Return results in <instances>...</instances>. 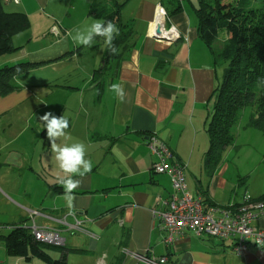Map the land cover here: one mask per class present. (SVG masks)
<instances>
[{
	"label": "crops",
	"instance_id": "0c3cea01",
	"mask_svg": "<svg viewBox=\"0 0 264 264\" xmlns=\"http://www.w3.org/2000/svg\"><path fill=\"white\" fill-rule=\"evenodd\" d=\"M117 1L127 2L122 19L125 23L132 21L134 33L129 51L101 79L102 94L93 76L102 65L105 43L85 46L81 54H74L83 45L77 44L72 39L74 31L56 18L95 20L89 15L93 0H21L19 5H6L9 12L30 15L33 25L39 22L36 15L46 16L42 44L33 45L27 53L34 63L44 64L45 75L51 77L53 88L63 89L62 95L69 101L67 110L75 115L66 130L67 138L61 140L63 146L84 144L86 158L93 165L83 177H73L81 183L69 208L59 182L64 177L59 164L55 169L46 160L40 163L51 179L50 185L38 184L43 176L37 167L31 175L26 174L33 167L31 148L36 149L39 138L49 139L47 129L0 128V199L5 200V196L18 202L12 199L14 195L21 197L16 186L21 179H32L41 187L42 195L46 193L43 201H49L45 208L42 203L35 207L31 203L22 205L31 215L35 211L39 215L14 221L10 228L25 224L30 229L36 226L55 230L65 240L67 254L88 255L92 264H116L121 256L123 264H146L135 255L166 257V264H264V250L253 245L244 256H237L232 252V241L198 237L191 232L174 243H165L152 212L164 209L172 194V183L167 174L152 170L157 157L147 145L149 135L157 136L173 151L174 162L186 166L190 194L201 197L209 209L240 205L246 196L256 200L264 197V133L238 124L234 146L225 151L218 167L209 170L205 162L210 148L207 125L213 113L214 92L223 80V68L215 63L214 54L200 38L197 16L187 1L181 12L166 15L167 25L176 26L181 33V39L168 42L153 35L159 9L165 10L164 0ZM65 5L68 8L64 10ZM54 26L59 27L60 36L52 33ZM88 27L86 24L81 31ZM18 37H13V45L19 44ZM34 38L33 34L30 42ZM227 39L225 34L221 41ZM1 57L9 61L8 54ZM3 64L0 62V66ZM113 83L124 88V102L111 91ZM28 91L21 88L8 95L9 100L0 96V118L19 102L17 96L23 98V103ZM57 106L58 98L52 102V111ZM242 150L247 151L243 158L246 163L239 161L240 165L232 168L227 152L239 157ZM55 184L62 193L51 192ZM263 225V221L255 223L260 228ZM75 234L83 245H75Z\"/></svg>",
	"mask_w": 264,
	"mask_h": 264
},
{
	"label": "trees",
	"instance_id": "16d2710c",
	"mask_svg": "<svg viewBox=\"0 0 264 264\" xmlns=\"http://www.w3.org/2000/svg\"><path fill=\"white\" fill-rule=\"evenodd\" d=\"M184 1L192 5L191 0H164L166 15L181 12ZM197 1V7H192L199 21L200 38L214 54L215 63L223 68V80L214 92L213 113L207 125L210 148L206 153L205 162L209 170H214L222 162L225 151L234 146L235 128L245 108L255 109L247 128L264 133V12L253 8L250 0H239L237 4L226 2L227 0ZM6 5L0 0V57L13 52V37L30 27V19L26 14L9 12ZM126 5L127 2L119 3L117 0H107V3L95 1L89 11V15L96 21H111L120 30V34L113 40L118 52L113 54L105 44L102 65L93 76L100 94L103 92L101 79L109 72L113 63L121 60L131 47L133 24L132 21L125 23L122 19ZM221 32H224L228 39L223 42L222 47L217 48ZM98 42H104V38L96 36L95 43ZM84 47H79L74 54H81ZM43 65L26 62L0 67V96L7 97L18 91L19 88L13 85L14 79ZM151 136L150 134L149 138ZM50 189L53 194L63 192L56 184ZM0 239L5 240L10 254L26 253V250L31 248L34 254L50 261L51 257L44 252L45 247L59 248L62 250V257L55 263L66 264V246L59 247L36 241L31 229L25 224L13 227L9 235H2ZM123 260L124 256H121L116 264H123Z\"/></svg>",
	"mask_w": 264,
	"mask_h": 264
},
{
	"label": "rangeland",
	"instance_id": "374dc122",
	"mask_svg": "<svg viewBox=\"0 0 264 264\" xmlns=\"http://www.w3.org/2000/svg\"><path fill=\"white\" fill-rule=\"evenodd\" d=\"M100 1V0H93ZM105 3H107V0H102ZM249 1V0H248ZM226 2H230L232 4H237L239 0H227ZM191 3L193 6L197 7L198 1L197 0H191ZM251 6L253 8L258 9L260 12H264V0H250ZM189 5L191 12H194L192 5L187 2L186 5ZM187 5V6H188ZM70 7V6H69ZM68 8V5L64 6V10ZM49 15H52L50 12H46ZM63 13V12H61ZM43 16H45L43 14ZM66 18V14L64 15ZM88 16V15H87ZM31 21V27L30 29L25 33L22 32L18 34V39H20L19 44L13 45L15 50L8 54V60L4 59V57H0V62L4 63L3 66H13L20 63H26L31 62L34 63L32 60L33 58L30 57L28 53H31V49H33V45H40L42 44V34L45 33L47 30L46 28V16L44 18L36 15L34 18L37 19L38 24H32V18L30 15L28 16ZM195 17V16H194ZM56 18L60 22H64V26L67 27L69 30L74 31V35L76 34L77 30H82L85 28L86 24L89 26L96 21V19L92 18H85V21L82 22L80 19L75 18H69L68 20H64L63 16H56ZM48 20V19H47ZM81 22V24H79ZM35 35V38L32 42H30L31 36ZM223 36L225 37V33H220V41L217 43V48L222 47ZM228 37V36H227ZM41 39V40H40ZM28 52V53H27ZM50 76L47 74L45 75V71H43L42 67H36L28 72L20 75L13 81V85L21 88H27L29 91L25 94L26 100L22 103L21 101L23 98L20 96H17V101L14 107L3 116V118H0V128H44L43 122L41 121V117L47 113H52L56 117H66L69 120V127L72 123L73 119H75V115L73 113L68 112L67 105L69 101L66 100V97H64L62 94L64 91L63 89H55L53 88L54 84H51ZM55 90V91H54ZM56 92V93H54ZM3 98V97H2ZM9 97L4 98L3 100H9ZM58 98V108L54 111H52V102ZM68 101V102H67ZM79 104V102H78ZM56 105V104H55ZM254 107H247L241 112L239 125L243 128L247 127V124L249 123V120L254 113ZM47 133V131L45 132ZM67 138H59L58 140H64ZM50 139L41 140L39 138V141L36 144V149L34 146L31 148L29 158L31 159L33 163L32 171L28 170L26 171L27 175H31L35 168L37 171H40L41 175L43 176L42 181H38L40 184H48L50 185L51 179L47 175L46 171L43 172L42 166L40 163L45 162V160L49 164H53V167L55 169H58V161L55 160V154L50 151ZM61 143V146H63V142ZM49 151L48 154H46ZM88 152V150H86ZM247 152V151H246ZM244 150L241 151L239 154V157H235L234 154L230 153L229 151L226 154V157L228 156V162L230 166L236 169L237 164L240 165V162L246 163L243 158L247 157V154ZM240 161V162H239ZM238 162V163H237ZM41 163V164H42ZM34 170V171H33ZM33 180H38L34 175L31 176ZM41 186V185H40ZM18 190H20L19 195L21 197H18L17 195H14L12 199H15L18 202H12L9 198L5 197L4 199H0V224L4 226L2 228V235L7 236L11 233L12 228H10L12 224H14V221L17 223L21 219H25L28 217H32L30 212H28L24 207L25 204L31 203L32 207H35V204H41L43 207H49V201H43L45 199L46 193H43L42 195V189L39 190L41 187H38L34 185L32 182V179H21V182L19 185L16 186ZM47 188V187H46ZM26 191V192H25ZM47 191V189H46ZM42 195V196H41ZM41 197V198H40ZM24 207H23V206ZM34 209H40V208H34ZM23 221V220H22ZM21 221V222H22ZM73 239L76 241L75 245H83V241L77 236V234L72 235ZM69 235L68 239H71L72 237ZM67 245H70L68 242ZM44 252L51 257L52 261L49 259H46L39 254H34L31 248H28L26 250V253L14 255L10 254L8 252L6 242L3 239H0V263H6V264H56V260H60L62 257V250L56 249L52 247H45ZM69 253V252H68ZM67 261L66 264H92L90 257L88 255H83L80 253L71 252L67 254Z\"/></svg>",
	"mask_w": 264,
	"mask_h": 264
},
{
	"label": "built area",
	"instance_id": "2783aa9c",
	"mask_svg": "<svg viewBox=\"0 0 264 264\" xmlns=\"http://www.w3.org/2000/svg\"><path fill=\"white\" fill-rule=\"evenodd\" d=\"M4 4L19 5L21 0H3ZM164 22L161 24V37L168 42L181 39L179 29L174 25H167L166 11L161 7ZM52 33L60 36L58 26H54ZM157 35V29L153 33ZM147 145L157 157L152 170L158 174H167L172 183V194L164 204L163 210H153L158 228L167 244L185 237L189 232L198 237H209L220 241H232V252L237 256H244L251 245L264 250V225L255 226L256 222H264V198L252 199L249 196L240 205L228 207H212L206 209L201 197H193L189 190L186 178V166L174 162V154L170 148L157 136L152 135ZM39 215L37 211L32 216ZM80 225V224H79ZM0 226V236H2ZM34 239L44 244L59 247L65 246V240L55 230L31 228ZM137 260L146 264H166L167 258L154 259L147 255H135ZM5 264V263H0Z\"/></svg>",
	"mask_w": 264,
	"mask_h": 264
},
{
	"label": "clouds",
	"instance_id": "9594fccd",
	"mask_svg": "<svg viewBox=\"0 0 264 264\" xmlns=\"http://www.w3.org/2000/svg\"><path fill=\"white\" fill-rule=\"evenodd\" d=\"M120 34L119 27L109 21H95L83 31L77 30L72 39L79 45L91 46L95 43V37L104 38V43L113 54L118 52L113 45V40ZM111 91L121 102L125 100L124 88L119 83L111 85ZM43 127L47 129V136L51 140V149L55 154V160L59 163V168L63 171L64 177L59 179L64 188V199L69 208L72 207L74 192L80 186V180L74 179V176L83 177L91 172L92 162L86 158L85 145L82 143H73L71 145H58L59 138L66 137V130L69 128V120L62 116L56 117L52 113H47L41 118Z\"/></svg>",
	"mask_w": 264,
	"mask_h": 264
},
{
	"label": "bare ground",
	"instance_id": "6f19581e",
	"mask_svg": "<svg viewBox=\"0 0 264 264\" xmlns=\"http://www.w3.org/2000/svg\"><path fill=\"white\" fill-rule=\"evenodd\" d=\"M163 22H164L163 14L160 12L159 20H158V22L156 23L155 30H156L161 24H163ZM155 30H154V31H155Z\"/></svg>",
	"mask_w": 264,
	"mask_h": 264
},
{
	"label": "water",
	"instance_id": "95a60500",
	"mask_svg": "<svg viewBox=\"0 0 264 264\" xmlns=\"http://www.w3.org/2000/svg\"><path fill=\"white\" fill-rule=\"evenodd\" d=\"M161 35V26H159L158 28H157V35L155 36V38H157V39H164L163 37H161L160 36Z\"/></svg>",
	"mask_w": 264,
	"mask_h": 264
}]
</instances>
